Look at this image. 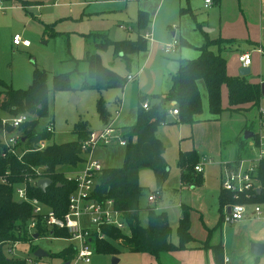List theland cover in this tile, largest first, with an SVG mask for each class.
I'll use <instances>...</instances> for the list:
<instances>
[{"label":"rangeland","instance_id":"rangeland-1","mask_svg":"<svg viewBox=\"0 0 264 264\" xmlns=\"http://www.w3.org/2000/svg\"><path fill=\"white\" fill-rule=\"evenodd\" d=\"M244 1L241 0L240 5H244ZM203 2L204 0H49L44 3V8L35 11L33 15L9 7L6 11H0V83L15 90H26L32 82L34 69L38 68L49 73L48 85L52 89L54 75L71 73L72 90L51 92L48 100V117L40 120L41 127L52 126V142L56 144L74 142L76 135L73 134V130L79 121H87L93 131L105 128L96 109L97 100L101 98L106 103L113 128L133 127L137 123L138 98L147 95L148 100L154 104L156 100L153 96L168 92L172 85L171 74L177 68L176 61L181 58L193 60L199 57L198 48L206 42L205 29L217 28V36H219L220 33L224 35L227 32L228 28L224 24L241 22L237 14L238 0H225L223 13L217 6H212L210 10L204 9ZM260 3L264 5V0H260ZM3 5L8 7L12 3L4 1ZM140 13H144L149 21L143 29L138 26ZM204 22H207L208 27L198 29L197 24ZM52 23L51 31L46 32L45 25ZM101 30L107 31L110 39L114 41H123L126 38L136 41L149 32L154 42L148 40L146 51H141L137 56H130L129 64L126 60L116 58L112 47L108 52L100 54L104 66L112 67L122 78L132 75L135 77L134 82H127L124 88L107 89L102 92L81 90L84 77L72 73L77 63L72 62L71 58H76L78 61L84 57L87 50L96 53L95 42L93 38H89V34ZM173 33L178 42H186L188 45L181 44L177 55H166L165 47L174 41ZM16 35L28 40L30 46L27 49L14 47L12 39ZM207 36L214 38L213 34ZM262 40L264 41V37ZM154 43H156L154 58L147 66L146 58ZM262 44L264 46V42ZM244 46L241 44L239 47L218 53L226 59L228 73L233 74V77L238 76L242 69L238 61L239 55L250 53L252 64L250 74L246 76L247 81L264 83V49L260 47L248 49ZM78 65L80 72L87 71L85 62L80 61ZM200 85L203 101L202 117L206 118L209 114L207 92L203 81ZM2 90L0 84V92ZM222 102L224 108L229 106L226 88L223 89ZM262 110L264 111V97L257 109L241 114L225 112L220 123L173 125L175 119L168 115L165 124L158 127L155 136L161 139L165 146V160L169 165L170 173L161 190V198L156 204H151V207L159 214L166 213L173 240L177 238L181 216L180 205H189L194 193L191 185L181 182L178 166L180 154L188 150L196 151L199 163L203 166L201 176L204 180L203 185L197 189L206 193L205 201L210 210L209 214L218 213L217 196L222 189L221 171L224 163L220 150V129L222 127L224 130V153L226 155L230 153L232 158L230 162H233L234 155H237L236 139L242 132H253L254 139H258L256 131L264 119ZM0 117L8 116L0 110ZM125 151L126 146L118 143L98 146L93 150L92 158L104 169L122 168ZM252 156L251 151V155L247 157ZM57 170L63 171L68 177H74L76 171L71 166H60ZM139 184L145 188V194L140 200L142 211L139 216L140 223L144 227L148 223L146 213V208L150 206L148 198L157 191L152 169L146 168L140 171ZM261 209L263 215L264 210L262 207ZM247 217L249 216H245L242 220ZM123 232L127 233V230ZM112 243L119 250V254L96 252L90 264H115L114 260L119 261L121 257L120 263L116 264H131L119 242L112 241ZM72 244L64 239L48 240L41 237L32 242L16 244L13 254L8 251L13 245L6 246L4 253L9 258L32 259L33 264H62V259L58 255ZM33 247L44 250L50 256L35 259Z\"/></svg>","mask_w":264,"mask_h":264},{"label":"trees","instance_id":"trees-1","mask_svg":"<svg viewBox=\"0 0 264 264\" xmlns=\"http://www.w3.org/2000/svg\"><path fill=\"white\" fill-rule=\"evenodd\" d=\"M20 2L26 5L24 1L20 0ZM138 19L139 28H145L149 22L147 16L140 13ZM50 28L47 26L46 30ZM198 28L201 29L202 25L198 24ZM91 36L99 41L96 45L98 51L104 52L112 47L115 55L122 54L128 64L130 56L147 49V42L141 37L137 41L112 42L106 34ZM233 43V41L223 39L207 40L199 48L198 58L177 60L179 67L173 76L172 87L167 94L153 96L156 102L150 104L148 110L143 108V103L149 97L139 98L136 125L122 129V136L127 141L124 164L122 168L104 169L98 176V185L94 191V197L97 200L114 201L116 208L123 214L128 233L115 227L103 228L108 239L96 241L95 253L119 254V250L112 245L114 241L119 242L120 247L130 253L150 254L158 257L162 253L186 250L193 241L190 207H182L177 231L179 240L177 246L171 242L172 229L166 213L159 214L155 208L149 206L146 208L147 226L141 225L140 200L145 194V188L139 184V173L146 168L152 169L156 181V192L161 193L169 179L170 170L165 160V147L155 136V132L159 126L165 124L173 102L179 112L177 117L179 124L193 125L200 121L198 117L202 115L203 107L198 82L205 83L209 113L213 120H219L225 112L241 114L260 106L264 97L261 84L250 83L246 77L229 76L226 59L211 49L212 46L222 49L228 45L232 46ZM181 44L188 45L186 42H181ZM85 62L89 64L87 77L92 82L86 79L81 90L102 92L107 89L124 88L127 84V78H122L110 68L105 67L99 55L87 52ZM70 77L71 73L53 76L51 89L48 85L49 73L35 68L32 83L26 90H15L11 86L0 83L3 87L0 92V110L11 117L22 114L32 117L18 128L22 136L20 143L22 148L33 150L42 141H52V134L47 131V127L40 126V120L48 117V100L51 92L72 90ZM223 87L228 89L229 106L226 109L222 105ZM96 109L101 122L107 125L110 122V114L102 98L97 101ZM8 130L12 131V128ZM92 132L87 121H79L73 130V134L76 135L74 142L64 144L52 142L43 151L27 152L21 160L8 153L7 148L0 141V177L8 182L3 184L0 181V264H27L24 259L9 258L5 255L3 248L7 244L34 240V236L29 235L27 230L32 217V208L26 202H19L15 195L16 187L22 185L28 177H34L31 171L33 167L46 166L45 174L52 181V185L42 190L37 185L28 184V195L30 198L39 199L59 216L64 215L68 209L69 197L75 190V183L67 177L66 173L58 171L57 168L71 166L73 170L80 169L77 167L82 166L84 162L81 143L87 140ZM244 133L242 132L236 139L237 155L234 157V162L251 155L248 142L254 140L255 133L250 140L244 139ZM198 164L199 157L196 151L180 154L178 166L182 184H188L194 188L203 185L202 174L195 170ZM255 177L262 192L260 194L255 192L250 199L242 196L240 200H235L233 195L221 189L218 200L222 213L225 206L236 202L259 205L264 210V160L260 162ZM51 233L57 238H68L65 231H48L41 224L38 225V238L46 237ZM206 244L207 248L212 249L216 263L223 261L222 246L210 245L208 242ZM32 249L35 252L37 247ZM74 255L75 248L71 245L58 257L68 260Z\"/></svg>","mask_w":264,"mask_h":264},{"label":"built area","instance_id":"built-area-1","mask_svg":"<svg viewBox=\"0 0 264 264\" xmlns=\"http://www.w3.org/2000/svg\"><path fill=\"white\" fill-rule=\"evenodd\" d=\"M2 3V0H0L1 10L4 9ZM211 5H213V0H205L206 8H209ZM147 38L150 39V35H147ZM13 45L28 48L30 42L16 35L13 37ZM179 46L180 43L174 40L165 47V53L169 55L175 54ZM259 52L262 51L259 50ZM239 62L243 68H249L252 64L251 54H241L239 56ZM132 80V76L127 77V81ZM149 106V103H143L144 109L148 110ZM171 107L169 115L178 117L179 112L174 102L171 103ZM262 112L264 114L263 110ZM30 119L32 117L27 114L16 117H0L2 125L0 141L7 148L8 153L17 156L19 160L27 152L45 150L52 142L51 140L42 141L33 150L21 147L22 136L18 132V128ZM8 128H12V131H9ZM47 131L53 134L52 126H48ZM256 137L258 138L257 140L254 139L248 143V147L253 152L252 157L242 158L238 162H226L222 165L221 187L224 191L233 195L235 200H240L242 196H245V199H250L260 188L255 174L260 162L264 160V119L256 131ZM114 143H118L121 146L127 145V141L122 136V131L113 128V121H110L103 130L93 131L89 138L81 143L84 162L80 169L74 172V177L67 176L70 180L74 181L75 190L70 195L68 209L62 216H59L39 199L30 198L28 195V184L37 185L39 180L48 179L45 174L47 171L46 166L33 167L31 171L34 177H28V180L16 187L15 195L19 202H26L32 208V217L27 226L29 235L34 236L37 234L38 225L41 224L48 231L62 230L68 235V238L65 239L54 237L51 233L45 237L48 240L64 239L73 243L72 246L75 248V255L71 259L63 260L62 264H90L95 253L94 246L96 241L108 239L102 230L103 228L115 227L122 231L127 230L128 233L123 214L116 208L114 201H99L94 197V191L98 185V176L104 168L98 161L92 158V152L98 146H107ZM195 170L201 173V165L196 166ZM0 181L3 184L8 183L2 177H0ZM159 195L158 192L152 194L148 198L149 202L154 204ZM261 214L262 209L259 205L236 202L225 206L222 219L224 224H232L242 220L245 216L259 217ZM16 244L18 243L12 244V248H9L8 251L10 254H13V249ZM9 245L11 244H7L4 247ZM26 261L28 264H33L32 259H27ZM223 264H229V259L224 257Z\"/></svg>","mask_w":264,"mask_h":264},{"label":"crops","instance_id":"crops-1","mask_svg":"<svg viewBox=\"0 0 264 264\" xmlns=\"http://www.w3.org/2000/svg\"><path fill=\"white\" fill-rule=\"evenodd\" d=\"M4 1H11L12 5L8 6V7L7 6L4 7V5H3ZM22 1H24L26 5H23L22 2H20V0H2V2H3L2 5H3L4 9L3 10L0 9V11H6L7 9H9V7H11V9H13V10L14 9H16V10L21 9L22 11L25 12V14L33 15V13L35 11H38L39 9L44 8V3L49 1V0H22ZM224 1L225 0H213V5H211L209 8H206L205 7V0H204L203 7L206 10H210V8L212 6L213 7L217 6L218 9L220 10V12L223 13ZM240 2H241V0H238L239 6L237 9V14H238L241 22L235 23V24H230V25L224 24L228 28L227 32H225L224 35L222 33H220L219 36H217V28L205 29L204 37L206 38V41L208 39H211V40L212 39L213 40L223 39V40H230V41L234 42L232 46L228 45L227 47L222 48V49H220L217 46H212L211 49L213 52H215V53L219 52L220 53L221 51H225L228 49L231 50L232 48L241 46V44H244L245 45L244 47L248 48V49L253 48V47L254 48L260 47L262 50L264 49V46L262 44V42H264L262 40V37H264V5H261L260 0H245L244 5H240ZM1 16H4V15H1ZM259 16H260V18H259ZM254 24H255V26H254ZM199 25H202V28L208 27V26H206L207 22H204V23L199 24ZM47 26L49 28L51 27L48 30V31H51V29L53 27V23L45 25V31L46 32H48L46 30ZM121 28L125 29L122 26H121ZM94 34H106L108 36V39L112 42H121L122 41V40L121 41L111 40L108 32L102 31V30L94 32V33H90L89 38L90 37L92 38L91 35H94ZM209 34H213L214 38H210V36H207ZM147 35H150V39H148V38L146 39ZM220 36H223L224 38H221ZM172 37H173V40H177L175 38L174 33L172 34ZM143 38L146 42H149L148 40H151V41L153 40V37L149 32H146V34L144 35ZM93 40L95 42V48H96V45L99 43V41L96 38H93ZM126 40L132 41V40H130V38H126L123 41H126ZM153 42H154V40H153ZM204 44H205V42H204ZM12 45H13V39H12ZM180 46H181V43H180ZM180 46L177 49V52L175 54H172V55H177L179 53ZM14 47H16V46H14ZM22 48H24V47H22ZM25 49H27V48H25ZM109 49L107 51L101 52V51H98L96 48V50H97L96 53H93V52L87 50L84 54V57L78 61L76 60V58H71L72 62L77 63L76 68H75L74 72H72V73L81 74L84 77V81L87 79L88 82H92V80L87 77L88 71H89V64L87 62H85L86 53L90 52L92 54H97L100 56L101 53L108 52ZM111 49H112L113 55L116 58L124 60L122 54L117 56V55H115L113 48H111ZM155 49H156V43L151 45L150 53L147 56L146 62H145V64L147 66H149V63L154 58ZM245 53H248V52H245ZM165 54L169 55L167 53H165ZM241 54H243V53H241ZM137 55H132V56H137ZM146 55H147V53H146ZM181 59H183V58H181ZM187 60H192V59H187ZM80 61L85 62V64L87 65L88 68H87L86 72H80L78 70V66H79L78 63ZM176 63H177V68H176V71L171 74L172 79H173V76L177 72L178 67H179L177 61H176ZM240 65H241V63H240ZM105 67L113 70V68L110 66L105 65ZM241 67H242V65H241ZM250 67H249V69H250ZM113 71L116 72L115 70H113ZM227 72H228V63H227ZM230 74L231 73H228L229 76L233 77V74H231V75ZM128 76H132V75H127L126 78ZM238 76H240V74ZM134 81H135V77H133L132 81H127V82H134ZM200 82H198V87H199V91L201 94ZM258 84H261V83H258ZM171 87H172V85H171ZM171 87H170V89H171ZM224 88H226L227 94H228L227 87H223V89ZM170 89L168 90V92L170 91ZM223 89H222V98H223ZM20 90H25V89H20ZM168 92L157 94V95H164V94H167ZM206 92H207V90H206ZM157 95H155V96H157ZM147 97H149V96H147ZM207 100H208V94H207ZM146 102L152 105V103L148 99L146 100ZM202 103H203V101H202ZM222 105H223V102H222ZM138 108H139V100H138ZM138 108H137V117H138ZM208 113H209V105H208ZM172 118L175 119L172 122L173 125H183V124H179L177 122L178 121L177 117L172 116ZM221 118H222V116H221ZM221 118L219 120H213V118L211 117V115L209 113L208 117H206V118H203L202 115L199 116L198 119L200 121L195 123V124H202V123H206V122H218V123H220ZM195 124H193V126ZM104 126H106V125H104ZM123 128H125V127H123ZM123 128H121L119 130L122 131ZM220 135H221L220 150H221V156L223 157L222 162H224V163L230 162L232 159L230 157V153H228L227 155L224 153L225 152L224 151V137H223L224 136V130L222 127L220 129ZM159 140L162 142L161 139H159ZM190 151H195V150H188V152H190ZM165 152H166V149H165ZM184 152H187V151H184ZM234 157H235V155H234ZM234 157H233V160H234ZM224 163H222V165ZM198 165H201V167L203 168L202 164L199 163ZM201 174H203V171L201 172ZM197 188H200V187H195V188L191 187V190L194 193L192 195V199L190 200V204L189 205L188 204L180 205L181 215H182V207H184V206L190 207L192 210V212H191V235L193 237V241L188 245L187 249L186 250H180V251H172V252H168V253H162L158 257H155V256L150 255V254L130 253V252L123 249L124 252L126 253L128 261H130L131 264H217L215 261L212 249L206 247V245H207L206 243L208 242V243H210V245H214V246L215 245H221L222 246L223 259H224V257L228 258L229 264H264V251H263L262 255H255L251 252V244L252 243H258V244L264 245V214L263 215L261 214L259 217H251L250 215H248L249 217H247L246 219L232 223V224H230L231 226L229 227V226H227L228 224L223 223V219H222L223 213L219 207V200H218L220 192L218 193V196H217V204H218V208H219L218 213H214V214L210 215L209 214L210 210L208 209V206H207L206 201H205L206 200V193H204L205 192L204 190L198 191ZM220 191H221V189H220ZM160 196H161V194L159 195L157 201L161 198ZM148 202H149V200H148ZM156 202L154 204H156ZM149 205L151 206L150 202H149ZM147 217H148V215H147ZM180 219H181V216H180ZM146 226H144V227H146ZM171 242L177 246L179 243L178 236H177L176 240H173L172 234H171ZM4 248H3V251H4ZM121 260H122V257L118 261V263H120ZM219 264H223V261H221Z\"/></svg>","mask_w":264,"mask_h":264},{"label":"water","instance_id":"water-1","mask_svg":"<svg viewBox=\"0 0 264 264\" xmlns=\"http://www.w3.org/2000/svg\"><path fill=\"white\" fill-rule=\"evenodd\" d=\"M249 74H250L249 68H242L240 70V76H242V77H246ZM261 89H262V94L264 96V83L261 84ZM253 136H254L253 132L246 131L244 133V139L245 140H250L253 138ZM50 185H52V181L50 179H42V180H39L37 182V186L42 190L47 189ZM261 192H262V190H261V188H259L257 190V193L260 194ZM33 238L38 239V235L35 234ZM263 251H264V245L263 244H258V243H252L251 244V252L253 254L262 255ZM49 256H50L49 253H47L44 250L39 249V248L34 252V257L37 259H43V258H47ZM114 263L115 264L118 263V260H114Z\"/></svg>","mask_w":264,"mask_h":264}]
</instances>
